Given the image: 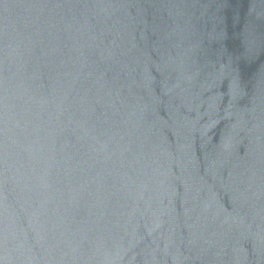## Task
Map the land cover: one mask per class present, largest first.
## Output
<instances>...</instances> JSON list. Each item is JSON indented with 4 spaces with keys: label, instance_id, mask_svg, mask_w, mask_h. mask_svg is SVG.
Returning a JSON list of instances; mask_svg holds the SVG:
<instances>
[{
    "label": "water",
    "instance_id": "1",
    "mask_svg": "<svg viewBox=\"0 0 264 264\" xmlns=\"http://www.w3.org/2000/svg\"><path fill=\"white\" fill-rule=\"evenodd\" d=\"M0 264H264V0H0Z\"/></svg>",
    "mask_w": 264,
    "mask_h": 264
}]
</instances>
